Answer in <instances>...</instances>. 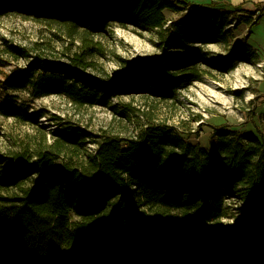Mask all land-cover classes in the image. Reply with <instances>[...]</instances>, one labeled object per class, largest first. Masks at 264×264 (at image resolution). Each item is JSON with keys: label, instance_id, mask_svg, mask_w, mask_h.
Listing matches in <instances>:
<instances>
[{"label": "trees", "instance_id": "1", "mask_svg": "<svg viewBox=\"0 0 264 264\" xmlns=\"http://www.w3.org/2000/svg\"><path fill=\"white\" fill-rule=\"evenodd\" d=\"M179 13L169 19L165 11ZM18 14L69 34L102 33L110 23L155 29L160 52L114 76L35 58L1 82L0 115L38 127L40 113L8 92L30 98L64 95L79 106H107L113 97L171 101L207 72L232 70L256 53L239 42L208 59L204 46L228 42L230 11L186 0H0V16ZM234 25L261 17L245 11ZM39 128V127H38ZM54 141L0 154V264H264V138L214 129L209 149L165 122L150 121L128 138L107 135L75 160L89 133L73 125ZM70 155L64 157V153ZM73 153V154H72ZM245 211L237 227L226 198ZM173 225H176L174 227Z\"/></svg>", "mask_w": 264, "mask_h": 264}, {"label": "rangeland", "instance_id": "2", "mask_svg": "<svg viewBox=\"0 0 264 264\" xmlns=\"http://www.w3.org/2000/svg\"><path fill=\"white\" fill-rule=\"evenodd\" d=\"M221 1L211 0V4L216 8L222 7ZM227 6L225 9L230 11L232 22L227 27L230 38L228 42L210 43L203 47L211 60L224 56L235 44L244 43L250 31V26L244 22L234 25L245 10L229 3ZM262 6L255 12H261ZM165 14L169 19L179 15L168 10ZM263 29L264 22L257 26L259 31L256 35L262 38ZM252 39L250 45L254 43ZM158 41L157 30L136 29L131 25L110 23L102 33L90 36L79 31L69 34L64 27L18 14L0 16V99L6 94L1 88L4 77L35 58L68 64L73 57L81 56L89 63L88 72L106 79L131 62L158 54ZM252 50L256 53L252 61L240 60L232 70L224 73L208 67L201 78L181 88L171 101L158 102L138 95H121L113 97L107 106H79L64 95L30 98L27 90L8 92L16 95L18 102L28 105L31 117L40 113L39 128L33 123L0 115V154L33 151L39 145H50L54 141L50 132L66 125L77 126L89 133L83 148L77 155L72 153L79 162L84 160L85 153L94 152L96 144L93 141L107 135L131 137L150 121L176 126L189 134L190 142L206 149L210 147L214 129L220 127L251 132L264 138V57L259 56L258 49ZM68 155L70 151L63 156L67 158ZM226 202L229 215L218 225L237 227L243 221L245 211L231 196L226 198Z\"/></svg>", "mask_w": 264, "mask_h": 264}, {"label": "crops", "instance_id": "3", "mask_svg": "<svg viewBox=\"0 0 264 264\" xmlns=\"http://www.w3.org/2000/svg\"><path fill=\"white\" fill-rule=\"evenodd\" d=\"M190 2H192L193 4H202V5L211 4V0H190ZM224 3H227V4L229 3L231 5H234L239 10L253 11V12L256 11L257 7L263 5L261 7L263 10L261 12L260 11L255 12L257 15H260L261 19L256 25H254L250 29L245 42L251 47V49H258L256 52L259 54L260 57H264V29L262 30V33H263L262 38L256 35L259 31V30H256L257 26L260 23L264 22V0H225V1L223 0L221 1L222 7H218V8H221V9L227 8L228 7L227 4H224ZM252 38H255V39H252ZM251 39L254 42L252 45L249 44V41Z\"/></svg>", "mask_w": 264, "mask_h": 264}]
</instances>
